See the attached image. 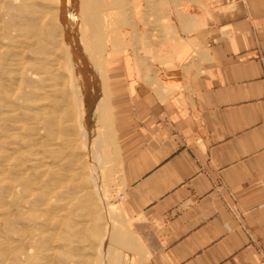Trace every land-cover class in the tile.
<instances>
[{"label":"crops","instance_id":"0c3cea01","mask_svg":"<svg viewBox=\"0 0 264 264\" xmlns=\"http://www.w3.org/2000/svg\"><path fill=\"white\" fill-rule=\"evenodd\" d=\"M115 77L123 207L149 264H264V0H195Z\"/></svg>","mask_w":264,"mask_h":264},{"label":"rangeland","instance_id":"374dc122","mask_svg":"<svg viewBox=\"0 0 264 264\" xmlns=\"http://www.w3.org/2000/svg\"><path fill=\"white\" fill-rule=\"evenodd\" d=\"M183 1L195 0H96L106 27L90 50L99 91L91 119L81 83L62 59L53 0H0V264H97L91 247L106 210L110 237L123 236L109 242L106 264H149L142 230L123 207V148L108 102L122 71L148 80ZM110 16H117L112 25ZM14 75L18 80L8 81ZM86 120L92 157L73 130ZM78 194L75 208L63 209Z\"/></svg>","mask_w":264,"mask_h":264},{"label":"bare ground","instance_id":"6f19581e","mask_svg":"<svg viewBox=\"0 0 264 264\" xmlns=\"http://www.w3.org/2000/svg\"><path fill=\"white\" fill-rule=\"evenodd\" d=\"M117 1L119 2L120 0ZM53 4L54 5H52V7L50 8L49 13L56 18L59 25L56 32V37L58 42L63 47L61 52L62 59H64V61L66 62L65 65L67 66L66 68L69 72V78H76L78 82L81 83L82 89L84 90L85 96L87 98V110L89 111L91 119H93L92 117H95L99 112V91L97 81L94 76V67L90 58L91 52L93 51L90 52V50L93 43H95L96 40L101 37L104 31V27H106V25H104L106 24L104 16L100 12H98V10H96V0H53ZM113 7H115L116 9V6L113 5ZM114 17L115 16H110V21L111 19L114 21L111 23L109 22V24L112 25L117 21V16L115 18ZM53 33H55V31ZM5 56L9 57L8 54H5ZM94 58L96 59V57ZM17 80V76L14 75L12 76V79L8 81H11L13 83ZM4 111L5 107L0 105V112ZM91 122L92 121L90 120L89 122L88 120H86L84 124H78L73 128V130L75 131L83 147L86 149L87 155L92 157L94 153L95 139H93L94 131L91 128ZM96 173V168H94L93 173H91V175L89 176V182L93 190L96 189V187L98 188ZM82 197L79 194L68 197L66 198L67 200L61 205L64 206L63 209H68L69 206H74L75 204H77V202ZM121 198H123V195L121 196ZM57 216L63 218L65 217L64 213L61 212ZM99 216L101 229L99 231L97 229L95 230V241L93 242L94 244L91 247L90 255L93 256L95 260H97V264H106V252L109 242L113 241L115 243H120L123 240V236L115 235L114 237H110V215L107 210L103 214L100 213ZM79 218L82 219L83 215L80 214ZM128 241L129 238L127 237V239L123 242Z\"/></svg>","mask_w":264,"mask_h":264}]
</instances>
